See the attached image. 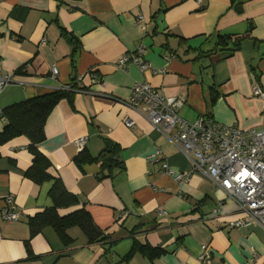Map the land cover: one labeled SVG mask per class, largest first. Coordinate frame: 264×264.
<instances>
[{"label":"crops","instance_id":"obj_1","mask_svg":"<svg viewBox=\"0 0 264 264\" xmlns=\"http://www.w3.org/2000/svg\"><path fill=\"white\" fill-rule=\"evenodd\" d=\"M223 36L239 39L237 49L218 47ZM138 47L147 68H120ZM0 68L13 74L0 92V111L72 82L81 88L54 107L37 148L51 164L48 174L79 202L58 214L84 208L108 237L89 244L74 227L66 245L44 227L27 254V220L51 206L50 183L23 176L31 155L19 136L0 146V264H123L134 242L163 254H135L126 264H202L203 247L209 264L251 257L264 264V230L229 227L242 217L236 205L205 175L191 173L188 158L126 106L134 84L147 83L182 100L177 116L187 123L205 117L244 132L264 129V100L253 94L256 86L264 93V0H0ZM4 125L0 119V131ZM81 138L94 158L111 142L122 168L76 165L82 149L73 143ZM157 151L183 175L180 182L162 174ZM8 196L14 222L1 217Z\"/></svg>","mask_w":264,"mask_h":264},{"label":"built area","instance_id":"obj_2","mask_svg":"<svg viewBox=\"0 0 264 264\" xmlns=\"http://www.w3.org/2000/svg\"><path fill=\"white\" fill-rule=\"evenodd\" d=\"M199 2L200 0H196ZM44 40L42 41V43ZM144 50L135 49L130 57H122L118 66L125 68L127 62L144 71L147 68L142 57ZM52 76L57 75L55 68ZM80 80V79H79ZM13 82V74L4 73L0 68V92ZM63 87L60 90H68ZM75 92H82L76 89ZM253 94L264 100V93L256 86ZM183 105L179 98L162 97L149 84L136 83L131 89L126 106L138 112L154 129L173 143L178 151L189 160L191 173L205 175L212 184L233 202L241 218L231 220V228L259 227L264 230V129H251L246 132L232 126L219 125L201 117L193 123H187L177 116V110ZM127 128H133L134 122L125 119ZM86 138L74 141L80 150ZM155 161L161 162L162 174L180 182L182 174H175L160 152L155 154ZM6 207L1 217L6 222L17 221L13 200L6 197ZM202 264H209L210 257L205 247L199 258ZM250 258L243 264H256Z\"/></svg>","mask_w":264,"mask_h":264},{"label":"trees","instance_id":"obj_3","mask_svg":"<svg viewBox=\"0 0 264 264\" xmlns=\"http://www.w3.org/2000/svg\"><path fill=\"white\" fill-rule=\"evenodd\" d=\"M230 2L234 5L236 0H230ZM230 44L232 47L230 51L236 50L239 39H233L230 36H223L218 39V47L228 48ZM68 87V90H57L32 97L12 104L0 111V119L5 121L3 129L0 131V146L16 137H26L28 140L27 151L31 155V166L23 173V176L37 185L50 183L47 196L51 206L34 214L27 220L29 239L25 241V249L28 255L30 254L28 241L39 234L44 227H51L60 241L66 245L72 242V239L67 235V230L74 227L81 231L89 244L104 242L108 238L104 231L94 224L91 215L84 208L65 216L58 214V210L77 206L79 202L76 196L64 188L59 179L52 178L48 174L51 164L37 148L45 139L44 126L54 107L61 100L71 101L72 92H75L76 89L81 90L73 82ZM117 157L115 146L111 142L106 141L104 149L97 157H91L86 150L82 149L74 157V162L76 165L81 166L99 161L102 168H111L112 166L122 168V164L118 162ZM107 244L109 246L105 248V254L111 248V243ZM135 254H140L148 260H153L161 256L163 250L154 249L148 245L141 246L134 242L129 251L122 257V263L126 264Z\"/></svg>","mask_w":264,"mask_h":264}]
</instances>
